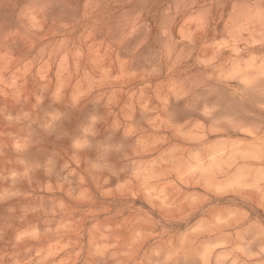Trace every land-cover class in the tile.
Wrapping results in <instances>:
<instances>
[{
    "label": "rangeland",
    "instance_id": "obj_1",
    "mask_svg": "<svg viewBox=\"0 0 264 264\" xmlns=\"http://www.w3.org/2000/svg\"><path fill=\"white\" fill-rule=\"evenodd\" d=\"M0 264H264V0H0Z\"/></svg>",
    "mask_w": 264,
    "mask_h": 264
}]
</instances>
